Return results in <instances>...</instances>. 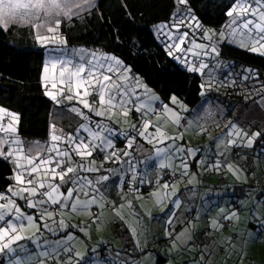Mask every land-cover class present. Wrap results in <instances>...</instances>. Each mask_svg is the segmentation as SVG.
Instances as JSON below:
<instances>
[{
	"label": "snow or ice",
	"instance_id": "snow-or-ice-1",
	"mask_svg": "<svg viewBox=\"0 0 264 264\" xmlns=\"http://www.w3.org/2000/svg\"><path fill=\"white\" fill-rule=\"evenodd\" d=\"M176 3L187 5L188 0H176ZM93 7H95V0H0V31L7 32L15 26H28L34 30L35 38L41 43L66 44V40L58 34L62 20L70 21L74 16L82 18L81 13L90 11ZM226 15L231 20L225 27L230 29L233 38L238 34L242 37L240 46L253 53L264 55V0H235ZM173 19V27L177 30L180 26L193 31L195 28L202 30L203 38L209 43L196 44L194 40L191 41L193 47L201 50V53H194V55H219L217 44L226 39L224 32L217 34L211 29L203 28L190 8L186 11L177 8ZM41 28L52 35H41ZM188 35L189 33L185 31L175 38L174 42L169 45V55H172V48L184 51L180 49V45L184 43ZM214 36L216 37L215 43H213ZM83 52L84 50H80L79 62H76L75 57L53 58L44 65L45 87H47L50 71L55 70L59 65L58 82L61 87L56 93L45 92L54 102L61 104L64 101L75 100L93 115L107 116L108 119H111L117 111L125 118L131 112H137L141 114L142 119V127L137 135L149 143H152L153 139L159 143L172 141L173 145L169 147H175V141L183 139V133L179 136H171L163 130L161 125H152V120L147 117L151 113L153 118L158 119L159 113L150 103L141 101V93L138 89H143L144 92L150 90L141 83L138 76L130 75L129 66L124 65L123 61L115 56H103L97 59L94 53L90 54L91 59L86 60ZM206 67H208L207 64L201 63L199 68L191 67L189 70L202 72ZM249 78V76L244 77L246 80ZM56 86L57 79H53L52 87L56 88ZM258 91L264 93V84H261ZM58 97L63 99H58ZM89 97H94L92 103L89 102ZM150 99L159 101L160 98L153 93ZM170 99L171 104L178 103L175 96ZM261 99L264 100V95ZM161 104L162 108L159 111L167 114L174 124L180 125L179 113L168 104H163V102ZM83 109L73 104L68 106L69 111L88 121L86 124H81L75 133H65L63 129H58L55 124H52L49 142L42 144L36 141L29 143L25 148L26 142L20 138L18 131L19 115L0 106V158L14 165L13 175L8 177L13 183L6 190L0 191V253H16L17 248L13 245L17 241L26 238L33 239L35 234L29 237L23 234L30 229H35L36 232H39L41 227L51 230L47 223L41 225L38 221L51 219L57 213L63 216L65 209L69 213H84L94 205L100 209L105 207V197L98 185L107 181L109 177L101 175L91 180L82 173L100 171V166L96 165L95 160L85 163L89 157H92L93 152L104 153L111 149L104 159H118V150L115 149L112 140L102 135L104 131L112 134L114 130L100 121L93 123L91 117ZM150 127H154V132L147 131ZM81 131L88 133V137L81 136ZM225 135L235 137L229 139L227 144L251 147L255 140L262 136V132L249 133L233 125ZM134 140L135 138L128 140V148L132 147ZM223 141L224 138L221 137L220 142ZM175 151L179 153L187 151L192 156L195 155V150L185 149L183 146L175 147ZM124 155L127 156L129 153L125 151ZM156 155H163L167 159V148L156 149ZM76 157L79 159H74ZM216 166L218 167L219 164L217 163ZM159 167L168 168L171 165L161 161ZM180 167L184 169L181 175H186L188 164L182 160ZM229 168L232 169V166L229 165ZM173 175H176L175 171ZM162 187L168 189L169 184L165 182ZM81 194L88 199L81 200ZM151 195L156 196L158 200L162 198L159 192H153ZM167 195V192L163 193L164 197ZM17 200L24 201L27 208L35 210L38 215L22 211ZM234 216L235 213L226 216L225 219L231 220ZM59 225L69 226L63 219L59 220ZM212 227L217 228L222 225L213 221ZM43 255L47 256V253ZM10 264H30V261L17 257L10 261Z\"/></svg>",
	"mask_w": 264,
	"mask_h": 264
},
{
	"label": "rangeland",
	"instance_id": "rangeland-1",
	"mask_svg": "<svg viewBox=\"0 0 264 264\" xmlns=\"http://www.w3.org/2000/svg\"><path fill=\"white\" fill-rule=\"evenodd\" d=\"M235 2V1H234ZM233 2V3H234ZM178 5V4H177ZM179 6V5H178ZM184 6V7H183ZM178 8H180L182 11H186L189 6L187 5H180ZM185 8V10H184ZM229 11V10H228ZM84 13V12H82ZM81 13V14H82ZM174 14L170 17L167 21H161L156 23L152 26V29L156 35V38L158 42L162 45V47L167 51L169 55V45H171L175 38L178 37L181 33L187 31L189 33L188 38L185 39L184 43L180 45V49H184V51L177 50L176 48H172V55L175 59V61L182 66L183 68L189 70L191 67L199 68V65L201 63H205L208 65V67L204 68L202 72L200 71H190L192 73H196L200 76L201 79V93L204 94V97L198 103L194 108H189L181 99L177 98L178 103L176 105L171 104V99H159L160 102H163V104H168L169 107L176 110L181 119H180V125H176L172 122L171 118H167V116H164L165 113L159 112L158 119L153 118V115L149 114V119L152 120V125L155 126L157 124L161 125L163 127V130L166 131L171 136H179L181 133H183V139H179L175 141V147L183 146L185 149H193L195 150V155L192 156L189 152L185 151L183 153H179L175 151V147H169V145H173L172 141H165L164 143H159L157 140L153 139L152 143H149L144 138L137 135V132L141 130L142 127V119L141 114L137 112H131L127 118L120 115V113L117 111L115 115L112 116L111 119H108L107 116L105 117H97L93 115L92 113L88 112L87 109H83L82 105L77 104V102L74 100L72 102L64 101L61 104H57L54 102L48 95L45 94L46 91H51L53 93H56L57 90L61 87V85L58 82V74H59V65L57 68L53 71H50L49 73V80L47 83V87L44 86L43 81V69L41 73V83L44 89V95L52 101V111H51V118H50V126L52 124H55L58 129H63L65 133H75L76 130L79 128L81 124H86L88 121H85L82 116H79L71 111L68 110V106L70 104L76 105L78 108L83 109V111L89 115L92 119V122L95 123L96 121H100L102 124L107 125L109 128L113 129L114 132L112 134H109L107 131H104L102 135L108 136L113 144L115 145V149L118 150L117 157L113 159L105 160L104 157L108 155V152L101 153L99 151L93 152L92 157H89L88 160L85 161V163H88L91 160H95L96 165L100 166L99 172H84L82 175L86 176L88 179L95 180L98 176L101 175H107L109 172H112L114 169L118 167H123V165L127 168L126 176L121 178V181H115L113 186H116L118 184L123 185L124 183L127 184L126 187H128L127 190L132 191L133 188H136L137 185L146 184V181L148 182L147 185L151 184V180L156 176L159 177V171L158 174L156 173V164L158 160V156L156 155V149H164L165 147L168 149L169 154L168 158L169 162H173V164H170L171 167L166 168L167 170H175L178 173H182L184 171L183 168L180 167L181 161H185L187 163V160L189 161L191 159L192 162H196L197 164V170L193 169L194 172L200 173V174H208L212 175L215 174L214 180H217V176L220 173V170H223V173H232V179L235 180L236 178L243 177L247 179V174L256 175L264 171V100L261 99V96L264 95V93L259 92L261 84H264V78L258 79L257 74L252 73L253 71L247 72L248 70L245 66H236L234 61L225 59L221 52V47L224 43H229L235 46H238L240 48H244L240 46V40L242 37L238 34L235 38H233L230 34V29L225 27L230 23L231 18L228 17V19L220 26L213 27V26H207L202 25L200 22V25L205 29H211L215 33L219 34L220 32H224L226 39L219 42L217 44V49L219 52V55L211 54V55H194V53H201V50L198 48L193 47V44H187V41L189 38H191V41H195L196 44H208L209 42L203 38V36L196 38L194 37L195 32L197 30H201L199 28H195V24H193V28H195V31L192 29H189L185 26H180L179 30L173 27L174 23ZM76 18V17H75ZM71 24V20H62L60 26L69 25ZM235 27V26H233ZM27 29L30 30L31 38L38 47H42L44 51V63L43 67L46 63H48L53 58H63V59H70L75 57L76 62H79V54L80 50H84L83 55L84 58L91 59V53H94L97 59H100L103 56H115L121 61H123L120 57L113 53L109 52H101L98 48H90V47H80V46H64L63 44L56 42H45L41 43L35 38L34 30L28 26H15L10 28L9 30L14 36H19L21 34V31ZM202 31V30H201ZM41 35H52L45 32L44 28L40 29ZM58 34L61 38H63V35H61L60 28L58 29ZM216 42V37H213V43ZM188 49H191V51H188ZM247 49V48H244ZM248 50V49H247ZM210 51V50H209ZM258 54V53H257ZM264 56V55H263ZM104 63H113L112 61H103ZM124 65L129 66L127 63L123 61ZM130 67V66H129ZM123 69H121L122 71ZM247 74V75H245ZM130 75L138 76L140 78V81L143 85L144 82H142L141 77L134 73L131 70ZM245 76H249V79H244ZM57 79V86L56 88L52 87V80ZM134 83V82H133ZM148 88V87H147ZM149 92H144L143 89H138V91L141 93V101H144L146 103H150L152 106L154 105L155 100H151L150 97L154 93L156 96H159L158 93L148 88ZM215 90L216 93L219 94V96H227L230 94L233 90L236 94H245L247 97L244 96V100L248 102L249 107L251 108L250 113L253 115L250 116H236V111L233 110V113L231 110H229L230 104H225L224 100L219 96L217 97V102L213 101L212 97H209L207 94L211 91ZM231 91V92H228ZM58 99H63L62 97H58ZM89 102L92 103L94 97H89ZM183 105V107H181ZM96 107H99V105H95ZM191 111V112H190ZM236 125L239 128L243 129L244 131H247L249 133L260 131L262 132V136L258 137L253 145L250 147L251 150H248V154L250 155L249 159L253 163H255L254 168H248L246 165L248 161V157L246 156L247 153L240 154L236 158L230 159V152L233 148L238 147L242 148L241 146H233L230 144H227V141L229 139L235 138L233 137H227L225 134L228 133L232 126ZM135 126V128L133 127ZM51 130V129H50ZM148 132H154V127H150ZM81 136L88 137V133H85L83 131L80 132ZM223 137L224 141L220 142V138ZM130 138H135V142H137L141 148L140 153L132 152V148L125 147L121 150L119 146H117L119 140H129ZM22 139V138H21ZM50 139V131L47 139L40 140L36 139L33 140L34 142L39 141L42 144H45L49 142ZM26 143H32V140L28 139H22ZM246 141V138H245ZM146 143L151 146V150L153 151L148 154H145L143 150L145 149ZM28 144H25V148H27ZM128 144V141L127 143ZM133 145V144H132ZM227 145V147H226ZM246 150L248 149L247 146H245ZM127 151L129 155H124V152ZM171 153L173 155H171ZM227 155L225 160H220V155ZM123 156H125V160L123 159ZM160 160H165L164 156L161 155ZM74 159H79L78 157ZM113 160V161H112ZM124 160V161H123ZM151 160L154 163L151 164ZM230 160V161H229ZM123 162V164L115 165L114 162ZM130 161H133L132 167L134 170H132L129 167ZM217 163L219 166L217 167ZM12 165V164H11ZM229 165L232 166V169L229 168ZM14 167V165H12ZM171 168V169H170ZM190 169H187V172H189ZM195 174V173H194ZM153 181V180H152ZM156 179H154V182ZM256 181V180H255ZM161 182V181H160ZM159 182V183H160ZM239 182L245 183V180L239 179ZM247 182V181H246ZM112 183V182H111ZM135 184V186H133ZM154 185V183H152ZM255 184V183H253ZM172 185V184H170ZM257 185V184H255ZM100 188V191L102 190L101 184L98 185ZM177 188V185H176ZM252 191L250 193H255V196L251 198V201L249 202V215L247 216L248 221H253L256 225V227H252L247 234V240L245 241L246 246L244 249L240 246L239 238L237 242H234V246H236V253L238 255L243 256L246 259V263L251 259L253 260V264H264V243L261 245V248L257 247V244H259L264 239V230H262L263 226H260L259 223L261 219H259L258 215L264 214V190L260 191L256 186L249 187ZM152 189V188H151ZM150 189V190H151ZM154 189V188H153ZM122 190H124L122 188ZM149 190V191H150ZM130 191H126L128 197L132 196ZM148 192V191H147ZM262 192V194H260ZM141 193V192H140ZM147 196V197H146ZM149 194L146 193L145 195L142 194L143 200H140L139 203L142 205L141 209L142 211L137 214V219H143L144 222H146L149 218L154 219L157 217L158 223L163 220L162 215L163 214H169L172 218V220H166L167 217L165 216L164 219L167 221V225L169 224H175L176 219L174 220L173 213L168 212L169 205L171 203V207L173 205H177V198L173 197L170 200V203L164 205V210L162 213L160 212L159 206L163 204L160 202L158 206L154 202V200L147 202ZM262 196V199L261 197ZM126 196H122L123 199ZM109 200L112 199V197H107ZM132 199H136V196H132ZM81 200L88 199V197L81 194L80 196ZM105 201H106V195H105ZM106 205V204H105ZM96 210L97 207H95ZM217 210L221 208V210L215 211L218 212L217 214H222V211L224 208L220 205L215 207ZM22 211L27 212L28 210H25L22 208ZM187 210V207L183 209L184 212H180V220L183 224L184 222L191 221L193 216L189 218H185V212ZM233 213H235L236 209H233ZM66 211V209H65ZM98 211H102L99 209ZM256 211V212H255ZM69 212V211H68ZM230 212V211H229ZM29 213V212H28ZM258 214V215H257ZM71 217H76L77 215L75 213H70ZM79 216H83V213H80ZM210 216V215H209ZM226 216H231L230 214ZM245 215H240L241 221H244ZM252 216V217H251ZM103 221L104 219L101 218ZM130 219V218H129ZM264 219V217H263ZM244 222H248V221ZM180 223V224H181ZM151 230L153 231L154 228L150 226ZM165 228V226H164ZM32 230V229H30ZM30 230L26 232H30ZM69 234V233H68ZM152 234V233H151ZM155 234V233H154ZM152 236V235H151ZM153 238H156L155 235H153ZM172 235H168L167 240H169ZM259 236H263L262 238H259L256 242L255 239ZM33 244H35V237L33 236V239H31ZM236 241V240H235ZM241 241H243L241 239ZM24 242V239L22 240ZM21 242V243H22ZM38 242L40 244V238L38 239ZM15 245V244H14ZM157 248V247H156ZM193 247L189 248V252H193ZM258 248V249H257ZM5 254V253H4ZM66 254V253H65ZM64 254V255H65ZM57 255V253H56ZM53 256V255H51ZM249 257V258H248ZM69 257H66V259ZM231 259L232 261H226L225 263H232V264H245L243 259ZM251 263V262H250ZM252 264V263H251Z\"/></svg>",
	"mask_w": 264,
	"mask_h": 264
},
{
	"label": "trees",
	"instance_id": "trees-1",
	"mask_svg": "<svg viewBox=\"0 0 264 264\" xmlns=\"http://www.w3.org/2000/svg\"><path fill=\"white\" fill-rule=\"evenodd\" d=\"M234 1L188 0V6L202 25L218 27L228 19L226 13ZM179 6L176 0H95V7L82 13V18H72L71 24L59 27L63 39L66 40V44L63 45L98 48L103 52L113 53L127 63L131 70L141 77L142 82L148 88L155 90L161 99L167 100L171 95H175L192 109L200 103L206 94L201 93L200 76L183 68L173 57L168 55L167 51L158 42L152 29V26L156 23L169 20L176 13ZM201 36L202 31L197 30L194 37L199 38ZM190 43L191 38L187 41V44ZM221 52L225 59L234 61L236 66H245L248 70L253 71L252 73L256 72L259 80L264 78L263 55L229 43L222 45ZM43 63L44 51L42 47L34 44L30 30H22L19 36H14L10 30L7 32L0 31V106L19 115L18 131L22 139L44 140L49 135L52 101L44 95L41 83ZM248 70L246 71L250 72ZM207 95L213 97V101L217 102L219 94L215 90H211ZM244 96L247 97L245 94H236L232 90L227 96H219V98H223L224 103L227 105L237 102L247 104L248 102L244 100ZM153 107L159 113L162 104L160 101H155ZM127 141L126 139L125 141L124 139L122 141L119 140L117 146L122 150L127 147ZM248 150H251V148L248 147L246 150L245 146L242 148L235 147L230 152V159L244 153H247L246 156L249 158ZM219 157L223 161L227 155L222 154ZM123 159L125 160V156H123ZM191 162L190 159L187 164ZM254 166L255 163H253L252 168ZM261 171L259 174L264 175V171ZM12 175L13 166L8 161L0 158V191L6 190L13 183V181L8 179ZM210 176L208 175V177ZM229 177L228 173L224 174L223 170H220L217 180L215 181L214 177L212 179L213 182H217L216 186L218 187H224L227 182L244 186L243 183L238 184L236 180L229 181ZM154 178L152 179L153 181L151 180V184L147 185L148 182L146 181V184L141 185L140 188V185H137L132 191L127 190V184L124 183V186H122L124 190L118 192L115 204H123L129 198L126 191H130L131 195L134 192L144 194L154 188L161 180L168 182L177 180L179 174L176 173L174 176L173 172L162 170L160 179L157 178L154 182ZM255 180L254 183L257 185L253 184L249 187L253 188V186H256L260 191H263L264 179L256 178ZM247 191L249 193L250 191L253 192L250 188ZM122 196L126 197L122 199ZM259 197L262 199V196ZM106 199H108L107 196ZM17 203L25 210H28L27 212L32 213L24 201L17 200ZM105 204L111 209L115 206L108 201ZM233 207L238 212H242L244 205L240 201L239 203H234ZM92 212V215L84 219H75V217L71 216L64 217L59 213L53 219L64 218L66 224L69 225L66 227L69 233H81L83 230L92 228L100 223L101 219L98 210L93 207ZM35 215H38V213L36 212ZM261 215H258V217L264 223V214ZM188 216L191 218L193 211H189ZM262 222L259 223L260 226H264ZM221 225L222 228H230L232 222L222 218ZM256 225L254 224L253 227H256ZM169 230L170 228L167 227V232ZM169 238L171 239L172 237ZM225 238L227 243H233L236 240V234L233 232L226 234ZM110 239V236H104L96 242L97 250L105 258V264H130L131 261H128L123 256L124 252H127V250L124 251L126 247L122 249L121 253H116L110 246ZM149 239V245L159 243L163 246L170 241L167 238L159 240L151 235ZM74 252V247H70L66 254L58 251L57 255L46 257L45 260L47 263L64 261L66 257L72 256ZM165 261L166 258L158 254L154 264H165ZM250 262L253 264V260L250 259ZM216 264L232 263H225V259H223L218 260Z\"/></svg>",
	"mask_w": 264,
	"mask_h": 264
},
{
	"label": "crops",
	"instance_id": "crops-1",
	"mask_svg": "<svg viewBox=\"0 0 264 264\" xmlns=\"http://www.w3.org/2000/svg\"><path fill=\"white\" fill-rule=\"evenodd\" d=\"M73 18H75V16ZM100 51L103 52L102 50ZM228 108L232 113L233 110H235L237 113L235 114L236 116L242 117L253 115L250 113L251 108L248 103L243 104L237 102L231 104ZM164 116H167V114ZM167 118L169 119V117ZM131 148L132 152H135L136 154L141 151L139 144L135 141ZM152 151L153 149L151 150V146L146 143L143 152L148 154V152L151 153ZM167 154H169L168 149ZM171 155L173 154L171 153ZM159 157L160 156H158L157 163H155V169L157 174L159 171L158 175L160 177L161 171L167 169L159 167V164L161 163ZM162 161L164 163L173 164L172 160L169 162V159ZM114 163L116 165L123 164V162L120 161ZM133 163V161H130L129 163V167L132 170H134L132 167ZM151 164H154L152 160ZM246 165L248 168L252 169L253 162L248 158ZM188 169H190V171L187 172L186 175H181L173 169L167 170L170 172L175 171V173L179 174V178L173 182L161 180L160 183L156 184L154 189L152 188L150 191L144 193V195L146 193L149 194L147 202L154 200L157 206L160 202L162 203L163 200V204L159 206L161 207V213L164 210V205L170 203L171 198L176 197L177 205L175 204L171 207L170 203L168 208V212L173 213L174 220L176 219L177 221L175 224L167 225L166 220H172L168 213L162 215L163 220L161 223H158L157 217L154 219L149 218L146 222H144V218L137 219V214L142 211V205L139 201L143 200V193L134 192L132 194V196L134 195L137 197V200L132 199V196H130L123 204H115V198L124 185H113L115 181H121V178L126 176L127 168L123 165V167H118L112 172H109V174H107L109 179L101 182V192H103L104 197L105 195L107 197H112L111 200L106 199L104 203L108 201L112 205H115L113 209L108 208L105 205V207L101 209L102 211H98L100 219L103 218L104 221L101 219L98 225L85 229L81 233H69L66 227H61L59 225L60 219H53L54 217L46 219L45 221H38L41 225L47 223L51 230L41 227L39 232L32 229L30 232L23 233L25 237L33 236V234H35V244H33L31 239L27 238L24 239V242H22V240L17 241L16 244L13 245L14 248H17V252L14 254L0 253V264H10V261L17 257L21 260H29L30 264H105V258L100 255L96 243L104 236H110V246H112L116 253H121L122 249L126 247L124 251L127 250V252H124L125 254H123V256L127 258L128 261H131L130 264H154L158 254L166 258L165 264H216L218 260L225 259L232 261L231 259H235L236 257H238L237 259H243L245 264H250L249 261L246 263V259L243 256L236 253L234 242H237L239 238L242 249H244L247 244L245 241L247 240L248 231L255 224L253 221L247 220V216L249 215L248 212L250 210L249 202L251 201V198L255 196V193H249L247 190L249 186L253 185L256 178L264 179V175L247 174V179L243 177L235 179L238 184L241 183L239 182V179L245 180V183H243L244 186L227 182L224 187H218L216 186L217 182H213L212 177L214 175L208 177L207 174H200L193 171V169L197 170L196 162L189 163ZM228 177L230 179L229 181H234L232 179V173H228ZM157 178L158 177L154 179ZM165 182L169 184L168 189L162 187ZM153 192H159L162 198L158 200L156 196L151 195ZM164 192L168 193L166 197L163 196ZM240 201L244 205L243 210L242 212L235 210V216L231 219L232 226L230 228L212 227L213 221H216L221 225L222 218H225L228 214L232 215L234 211V203H239ZM121 205H123V207H121ZM218 205L224 208L220 211L223 212L222 214H217L219 210H221V208L218 210L215 208ZM93 207L97 206H92L88 212L83 213V216H79L80 213H75L77 215L75 219L89 217L93 213ZM186 207L185 218L188 217L189 211H193V219L191 218V221L189 220L187 223L184 222L182 224L179 213L184 212L183 209ZM97 209L99 210L100 208L97 207ZM29 210L32 211L30 214H36L35 210ZM242 214H246L243 220H247L248 222L241 221L240 215ZM63 216L70 217V213L67 209L66 211L64 210ZM165 216L167 217L166 220L164 219ZM62 219L65 222V219ZM150 226L154 228L153 231ZM167 227L170 228L169 232H167ZM262 230H264V226ZM232 232L236 234V241L229 244L226 242L225 237L226 234ZM169 234L172 235V238L167 245L162 246L159 243L149 245L150 235H155L157 239L162 240L167 238ZM262 237L263 236L257 237L255 242ZM39 238L40 244L38 242ZM241 239L243 241H241ZM263 243L264 239L257 244V247L261 248ZM70 247H74L75 252L66 260L56 261L54 263L46 262V257L51 255L54 256L58 251L67 253ZM191 247H193V252L188 251ZM44 253H47V256L43 255Z\"/></svg>",
	"mask_w": 264,
	"mask_h": 264
},
{
	"label": "built area",
	"instance_id": "built-area-1",
	"mask_svg": "<svg viewBox=\"0 0 264 264\" xmlns=\"http://www.w3.org/2000/svg\"><path fill=\"white\" fill-rule=\"evenodd\" d=\"M231 239V238H230Z\"/></svg>",
	"mask_w": 264,
	"mask_h": 264
}]
</instances>
